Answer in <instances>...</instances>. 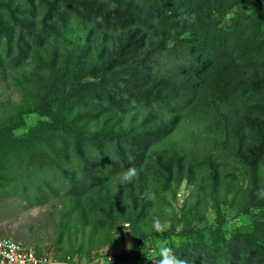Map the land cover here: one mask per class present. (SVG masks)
<instances>
[{
    "label": "trees",
    "instance_id": "trees-1",
    "mask_svg": "<svg viewBox=\"0 0 264 264\" xmlns=\"http://www.w3.org/2000/svg\"><path fill=\"white\" fill-rule=\"evenodd\" d=\"M0 84V199L60 202V261L264 264V0H0Z\"/></svg>",
    "mask_w": 264,
    "mask_h": 264
},
{
    "label": "rangeland",
    "instance_id": "rangeland-1",
    "mask_svg": "<svg viewBox=\"0 0 264 264\" xmlns=\"http://www.w3.org/2000/svg\"><path fill=\"white\" fill-rule=\"evenodd\" d=\"M2 93L4 91L0 84V94ZM178 192L176 206L180 210L183 200L187 197L190 198L192 186L185 182L180 186ZM59 206L60 202L56 199L39 206H30L27 201L19 196L4 197L0 199V235L17 240L36 250L52 251L56 257L58 255V248L55 244L58 235L56 224L58 216L53 215L52 212ZM170 211L171 209H169ZM130 246L128 240L119 237L114 248L100 249L97 252L99 256L96 253L93 254L95 257L93 264H100L103 258H100V263H97V259L104 254L119 256L123 250L129 249ZM75 261L79 262V258L76 257Z\"/></svg>",
    "mask_w": 264,
    "mask_h": 264
},
{
    "label": "built area",
    "instance_id": "built-area-1",
    "mask_svg": "<svg viewBox=\"0 0 264 264\" xmlns=\"http://www.w3.org/2000/svg\"><path fill=\"white\" fill-rule=\"evenodd\" d=\"M126 225V227L124 226ZM125 233L129 228L128 223H123ZM130 235V234H129ZM129 235L127 239L130 240ZM96 262V261H95ZM99 259H97V263ZM110 264H119L114 256L109 257ZM94 263V261H93ZM91 263V264H93ZM0 264H82L76 261H60L51 251L38 252L31 246L0 235ZM89 264V263H85Z\"/></svg>",
    "mask_w": 264,
    "mask_h": 264
},
{
    "label": "clouds",
    "instance_id": "clouds-1",
    "mask_svg": "<svg viewBox=\"0 0 264 264\" xmlns=\"http://www.w3.org/2000/svg\"><path fill=\"white\" fill-rule=\"evenodd\" d=\"M139 173L135 166H130L118 174L117 182L120 185H127L132 183ZM258 195L264 196V189L258 190ZM146 198L152 199L151 194H146ZM126 227V225H124ZM167 224L158 216H153L151 220V230L156 233H164L167 231ZM146 244V243H145ZM155 255L145 253L147 258L154 262V264H188V260L182 258L177 254L176 249L166 244H159L156 248L152 249Z\"/></svg>",
    "mask_w": 264,
    "mask_h": 264
}]
</instances>
